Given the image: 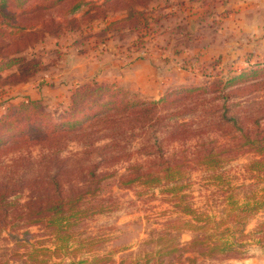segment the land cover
I'll use <instances>...</instances> for the list:
<instances>
[{"label": "rangeland", "instance_id": "obj_1", "mask_svg": "<svg viewBox=\"0 0 264 264\" xmlns=\"http://www.w3.org/2000/svg\"><path fill=\"white\" fill-rule=\"evenodd\" d=\"M104 1L84 0L70 14L68 0L56 1L50 9L34 15L33 22L45 23L37 35L43 37L23 56L42 63L40 73L58 80L60 86L54 97L31 101L37 102L41 114L58 122L69 114L70 96L77 85L104 84L131 99L158 101L168 95L157 113L160 117L173 113L181 126L173 128L172 118L143 128L138 117L123 114L117 121L111 117L84 122L78 133L55 141L65 148L60 158L77 153L68 164L93 168L102 178L101 189L90 203L101 204L106 212L71 226L67 248L55 250L50 230L39 224L29 225L21 215L28 191L9 185L0 209V222H4L0 224V264H264V172L253 167L259 155L245 142L246 136L260 138L257 130L264 128V72L250 73L263 70L264 63L222 69L217 62L200 64L199 56L187 53L195 44V25L198 32L204 31V21L215 15V7L224 0H157L150 5L156 10L146 14L152 20L148 22L151 31L162 45L149 36L139 45L132 32L126 35L122 47L115 48L120 45L117 41L114 47L108 46L112 52H107L113 54L106 72L115 79L128 65V57L145 56L149 46L151 50L172 49L165 58L170 67L159 70L160 78H168L171 83L164 81L150 90L146 87L143 95L115 81L80 78L73 68L77 56L89 58L92 51L103 49H99L95 37L79 41L81 34H86L91 25L96 29L101 26L97 22L104 10L129 9L132 3L144 0H111L103 6ZM37 2L42 0L29 4ZM135 19L113 28L137 26ZM13 70L1 74L0 83L22 77L21 70ZM156 88L160 92L154 96ZM193 88L199 90L190 91ZM40 151V143L8 145L0 167L11 166V161L22 156L34 161ZM159 155L178 166L182 177L175 184L120 185L132 171L156 166ZM206 156H211L210 161ZM7 170L0 169L2 184L12 178ZM35 174L29 172L23 179ZM187 208L194 213H186ZM215 244L229 247L210 252Z\"/></svg>", "mask_w": 264, "mask_h": 264}, {"label": "trees", "instance_id": "obj_2", "mask_svg": "<svg viewBox=\"0 0 264 264\" xmlns=\"http://www.w3.org/2000/svg\"><path fill=\"white\" fill-rule=\"evenodd\" d=\"M6 1L0 0V26H3L2 29L0 28V75L14 71L15 67L21 70L23 72L20 74L21 78L7 83V85L14 86L35 79L36 74L42 71V63L23 56L25 51L31 49L43 37L42 35L38 38L37 35L39 34L38 29L44 28L45 23L38 20L40 22L38 25V22H33L34 15L50 9L56 1L63 3L65 0H47L48 2L42 0V2L33 5L29 3L34 0H13L11 4ZM156 1H137L132 3L133 6L129 9L113 7L110 11L104 10L97 22L101 26L98 29L93 28L92 25L89 26L88 32L84 35L81 34L79 41L83 42L85 38L95 37L98 40L99 49L100 46L103 47L102 51L100 50L102 53L104 50H108L110 44L113 46L115 41L120 43L118 46L115 45V48L122 47L126 35H131L134 32L137 44H143L147 36L154 37V32L151 31L150 24H148L152 20L146 13L156 10L150 8V5ZM109 2L111 3V0H105L103 6ZM68 3L67 13L70 14L84 4V0H68ZM132 17L136 18L137 26L130 25L125 28L121 26L117 29L118 31L113 28ZM5 29H9V32H6ZM126 30L128 32H123ZM9 41L12 43L11 46ZM258 72H264V69L250 73L255 75ZM25 73L28 74L25 75ZM241 76L233 77V79ZM1 85L5 84L0 83ZM198 90V88H193L190 91ZM200 90L202 91V89ZM203 90L206 89L203 88ZM70 100L69 114L60 118L58 122H52L51 119L41 114L38 111L37 102L31 100L19 102L18 106L10 105L3 114L4 118L0 117V164H2L1 157L8 145L18 147V145L32 142L40 143L41 147V151L34 161H30L29 156H22L11 161V166L0 167V169H8L6 172L12 174L8 183H0V209L3 207L2 204L7 197L9 187L17 186L18 191H28L27 202L21 206L23 208L21 215L29 225L39 224L50 230L54 238L55 250L67 248L71 237L69 232L71 226L94 214L104 213L106 209L98 203L91 206L101 189L102 178L93 168L79 167L76 163L75 165L68 164L69 158H74L78 154L73 153L71 157L60 158L65 148L57 146L54 142L78 133L84 122L87 123L98 118L112 117L115 121L120 115L127 114V116L138 117L141 127L144 128L158 124L165 119L170 120L175 116L172 113L169 116L160 117L157 113V107L168 100V95L161 97L158 101L131 99L123 95L119 96L118 92L104 84L77 85ZM39 116L44 117L43 120H36ZM254 123L259 127L258 122ZM179 126L181 125H178L177 119L174 118L173 128ZM257 132L260 138L251 139L246 136L245 142L259 155V158L252 163L253 167L258 172H264V128H258ZM210 157L206 156V159L210 161ZM158 158L159 163L154 166L156 169L148 167L140 172L134 170L121 179L120 185L128 186L138 182L142 185L155 187L162 181L165 184H175L181 179L182 176L179 174L180 171L176 164H171L161 155ZM29 172L36 174L27 180L23 179ZM185 212L194 213L189 209ZM194 215L193 221L197 222L198 218ZM0 224L3 225L4 222L1 221ZM195 242L193 240L192 243ZM226 247L229 246L215 244L209 248V251L221 250ZM84 262L85 260L80 263Z\"/></svg>", "mask_w": 264, "mask_h": 264}, {"label": "crops", "instance_id": "obj_3", "mask_svg": "<svg viewBox=\"0 0 264 264\" xmlns=\"http://www.w3.org/2000/svg\"><path fill=\"white\" fill-rule=\"evenodd\" d=\"M204 22L206 26L204 31L201 29L198 32L199 27L195 25L192 33L193 36L197 35L192 39L195 44L187 51L191 56H199L198 63L209 65L217 62L222 69L235 70L264 63V0H224L215 7V15L208 17ZM200 31L202 32L199 36ZM153 38L157 39V45H162V40L161 42L155 35ZM152 42L154 44V41ZM165 46L169 48L166 44ZM149 48L145 56L128 57V65L117 73L115 79L111 73L106 72L111 67L107 61H110L113 53L103 51L100 54L98 48L95 49V53L92 51L89 58L77 56L78 63L73 65V68L80 78L87 76L92 79L95 76L96 81L97 79L106 82L115 81L145 95L146 87L150 90L154 86L155 89L157 84L168 79L162 80L159 70L170 67V63L169 67L166 65L165 58L172 51V49L159 50L156 47L151 50L150 46ZM108 51L112 52L110 49ZM40 74L25 83L0 86V117L10 105L22 101L40 100L44 96L54 97L57 94L60 86L58 80H50L49 75L44 72ZM170 81L166 83L170 84ZM159 89L156 88L154 96L160 92Z\"/></svg>", "mask_w": 264, "mask_h": 264}]
</instances>
